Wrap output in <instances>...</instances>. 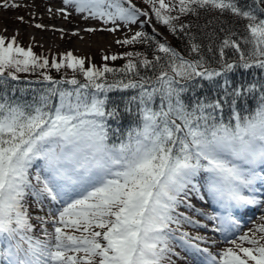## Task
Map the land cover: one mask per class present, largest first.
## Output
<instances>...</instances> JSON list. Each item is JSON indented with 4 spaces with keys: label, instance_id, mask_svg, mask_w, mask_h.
Listing matches in <instances>:
<instances>
[{
    "label": "snow or ice",
    "instance_id": "snow-or-ice-1",
    "mask_svg": "<svg viewBox=\"0 0 264 264\" xmlns=\"http://www.w3.org/2000/svg\"><path fill=\"white\" fill-rule=\"evenodd\" d=\"M47 11L98 22L89 34L121 32L114 43L130 50L97 66L0 34V264H175L177 247L187 264H264V0H61ZM156 25L186 38L188 57ZM20 73L44 87L18 95ZM183 225L229 246L213 252L218 241Z\"/></svg>",
    "mask_w": 264,
    "mask_h": 264
},
{
    "label": "rangeland",
    "instance_id": "rangeland-1",
    "mask_svg": "<svg viewBox=\"0 0 264 264\" xmlns=\"http://www.w3.org/2000/svg\"><path fill=\"white\" fill-rule=\"evenodd\" d=\"M10 3H18L22 6L15 9L11 7L5 9L0 6V34L9 38L16 35L21 46L28 47L31 45L33 51L38 55L48 56L51 59L53 54L71 50L74 55L86 58V63L90 62L99 66L104 63L101 59L102 55L130 50L128 46L121 47L114 43L115 39L122 37L123 33L121 32L113 34L97 31L89 34L84 32L83 29L88 26L99 28L101 25L93 20L83 21L76 15L65 20L59 14L49 13L47 11L48 7L53 9L59 7L51 0H10ZM140 6L143 7L142 4ZM33 13H35L34 20L32 18ZM18 16H23L24 22L18 20ZM35 23H41L45 25V28L38 29L34 27ZM53 26L57 29H64L65 35L63 38H61L59 31H52ZM76 30H82V32H79L78 35H72L71 33ZM147 30H151V28ZM157 30L161 34L160 37L171 42V38L165 32L160 31L158 27ZM121 61L124 60L119 59L107 63L116 64ZM51 70L52 74H55L53 69ZM193 203L200 208L206 207V210H208V204L206 203L198 202L195 199H193ZM201 219L204 221L203 218ZM205 223H207L206 220ZM200 231H202V234H208L204 230ZM185 263H187V260Z\"/></svg>",
    "mask_w": 264,
    "mask_h": 264
},
{
    "label": "trees",
    "instance_id": "trees-1",
    "mask_svg": "<svg viewBox=\"0 0 264 264\" xmlns=\"http://www.w3.org/2000/svg\"><path fill=\"white\" fill-rule=\"evenodd\" d=\"M164 32H166L168 35H169V37L171 38V42H168V41H166V40H164V39H162V38H160V37H157L158 39H161L162 40V42L163 41H166L168 44H170L173 48H175L178 52H180L182 55H184L185 57H188V52L185 50V44L187 43V40H186V38H181V35H173L172 33H170L165 27H163V26H160V25H158ZM137 50H140V51H143L144 49L143 48H138ZM230 56H231V54H229ZM124 62L125 61H121V62H119V63H116V64H109L110 66H113V67H120V66H122L123 64H124ZM49 72H52V70L51 69H49L48 70ZM53 71H54V76H57V77H65V78H68V77H70L71 76V72H70V70L69 71H67V72H65V71H60V72H57L55 69H53ZM30 75L29 73H23L22 75ZM20 75V74H19ZM30 76H33V77H37V78H39L38 77V75L37 74H33V73H31V75ZM79 79H81V80H83V78L82 77H79ZM237 79H239V78H237ZM203 84H204V89H207L208 88V84H207V82H203ZM130 94V93H129ZM200 95H205L206 93H205V91H203V90H201L200 91V93H199ZM207 94H211V93H207ZM113 95H119L118 93H116V94H113Z\"/></svg>",
    "mask_w": 264,
    "mask_h": 264
},
{
    "label": "bare ground",
    "instance_id": "bare-ground-1",
    "mask_svg": "<svg viewBox=\"0 0 264 264\" xmlns=\"http://www.w3.org/2000/svg\"><path fill=\"white\" fill-rule=\"evenodd\" d=\"M88 27H89V26H88ZM84 29H85V28H84ZM76 31H77V30H76ZM79 32H82V30H79L78 33H79Z\"/></svg>",
    "mask_w": 264,
    "mask_h": 264
}]
</instances>
